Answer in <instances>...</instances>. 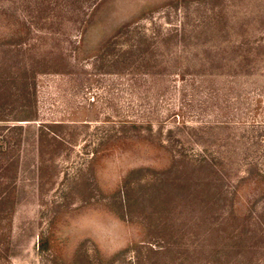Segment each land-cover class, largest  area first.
<instances>
[{
  "label": "rangeland",
  "instance_id": "rangeland-1",
  "mask_svg": "<svg viewBox=\"0 0 264 264\" xmlns=\"http://www.w3.org/2000/svg\"><path fill=\"white\" fill-rule=\"evenodd\" d=\"M213 12L221 54L257 47L250 73L205 78L213 42L171 37ZM137 38L158 68L133 67ZM0 120V264L238 258L264 189V0H0Z\"/></svg>",
  "mask_w": 264,
  "mask_h": 264
},
{
  "label": "trees",
  "instance_id": "trees-1",
  "mask_svg": "<svg viewBox=\"0 0 264 264\" xmlns=\"http://www.w3.org/2000/svg\"><path fill=\"white\" fill-rule=\"evenodd\" d=\"M189 33V35H187ZM230 33L226 23L223 21V18L220 14L213 12L212 15H209L206 19H202L198 21L196 24L192 25L190 30H186L185 23H182L178 29L173 30L172 38H177L178 41L184 43V40H188L189 38L194 41L196 40L197 44L199 43V37L203 38V42L207 41L213 42L204 47L202 52L198 54H194L191 56V61L196 63V65H190L191 68H195L193 72L200 73L203 77H214L218 75L219 70L228 69V71H234L233 75L237 76L236 69H241L244 73L251 71L253 69L256 61L258 60L259 54L257 53V47L251 48L248 51H245L243 54H239V51L243 50L244 44L243 42L235 43L229 49L230 52L228 55L221 54L220 51V37H226ZM207 35H209V39H206ZM141 40L137 38L135 41V46L131 51L134 56L133 57V67L138 69H154L158 68L160 65V61L155 54H148L145 50H142L139 47ZM186 43L183 44V46ZM174 65H175V59ZM116 62V60L114 61ZM235 69V70H234ZM183 74L174 73V75ZM2 120H0V123ZM24 121V120H23ZM2 125V124H0ZM6 127V126H0ZM12 126L11 128H13ZM207 128V127H206ZM40 138L39 135L37 141V147L40 146ZM204 170L203 179H210L212 175H216V172L212 170L210 164L203 162L201 166ZM210 170V171H209ZM219 175L217 174V177ZM220 178V176L218 177ZM257 202H261V206L257 212H249L244 217H240L239 221L243 224L241 229H239L235 235L233 236V248L235 254L238 258H205L202 264H264V189L260 194L256 197L254 201H252V206L255 208L257 206ZM238 219V218H237ZM246 225H249L250 228ZM245 226V228H243ZM249 228V229H248ZM156 259L150 260L149 263L146 264H158ZM169 259L167 262L159 263V264H182L184 258L181 260Z\"/></svg>",
  "mask_w": 264,
  "mask_h": 264
}]
</instances>
